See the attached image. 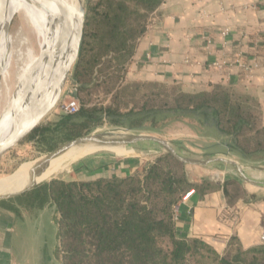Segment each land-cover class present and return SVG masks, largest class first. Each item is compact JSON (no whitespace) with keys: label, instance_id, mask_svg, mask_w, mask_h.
<instances>
[{"label":"trees","instance_id":"obj_1","mask_svg":"<svg viewBox=\"0 0 264 264\" xmlns=\"http://www.w3.org/2000/svg\"><path fill=\"white\" fill-rule=\"evenodd\" d=\"M131 1L140 7L135 11L146 13L154 12L162 2ZM124 8L126 5L121 4L116 11L103 15L108 24L103 34L90 31L93 43L87 41L86 17L79 56L72 69L76 101H82L81 94L90 93L94 66L104 54L113 52L112 58L124 63L145 31V25L138 23L123 36L121 30L129 15ZM99 46L104 47L103 52ZM109 93L112 98L108 105L82 104L75 114L63 113L57 120L37 126L24 141L42 152H51L60 144L89 135L104 123L110 128L153 131L160 119H189L213 133L229 154L244 163L259 165L264 160L259 104L247 94L225 86L187 93L155 83H131L107 90ZM172 164L184 166L165 153L144 173L124 178H52L20 196L0 200V218L15 215L19 207L53 206L61 264H264V245L244 250L231 238L219 254L203 240L176 236L174 210L180 199L190 190L200 195L215 192L220 183L203 180L200 185H192L184 173L172 171Z\"/></svg>","mask_w":264,"mask_h":264},{"label":"crops","instance_id":"obj_2","mask_svg":"<svg viewBox=\"0 0 264 264\" xmlns=\"http://www.w3.org/2000/svg\"><path fill=\"white\" fill-rule=\"evenodd\" d=\"M153 13L156 16L136 41L128 76L187 93L213 86L233 88L257 101L264 125V0H162ZM254 60L259 67L252 78L235 65L236 61L251 65ZM224 61L230 66H216ZM222 147L223 154L249 165ZM109 160L86 166L78 172V179L124 178L141 164L137 159ZM257 168H245L262 175L251 179L254 185L229 175L215 192L186 193L174 210L176 236L203 240L219 254L231 238L244 250L260 246L264 160ZM7 225L0 226L2 232ZM0 252L4 254L6 249L0 248Z\"/></svg>","mask_w":264,"mask_h":264},{"label":"rangeland","instance_id":"obj_3","mask_svg":"<svg viewBox=\"0 0 264 264\" xmlns=\"http://www.w3.org/2000/svg\"><path fill=\"white\" fill-rule=\"evenodd\" d=\"M109 3H111V6H109ZM121 4L126 5L127 8L124 9H127L126 11L129 12L125 26H123L121 30L123 36L127 34L125 32L126 30L130 31L132 28L135 29L138 23L143 26L145 25L146 29L156 16L153 12L146 13L144 11H135L138 4L136 5L131 0H81V6L85 11V20L86 17L89 18L87 41H92L93 39L89 36L92 29L100 32L99 34H103L108 24L106 18H103V15H106L110 10L116 11ZM8 31L13 39L17 37L18 32H21V35L26 38L24 23H22L19 15L13 17ZM93 42L94 41H92V43ZM11 47L12 52L15 53L12 58L15 66L13 67V65H10L9 67L7 87L9 98L11 99L9 114L13 120L18 115V109L14 103L17 94L15 77L22 59L20 61L17 57L21 48L15 43L12 44ZM103 48L104 47H98V49H101V52H103ZM34 51L37 53L36 46H34ZM112 53L113 52L106 55L104 54L101 61L94 66L90 82L92 88L90 89V93L81 94L82 101L77 100L79 107L82 104L88 107L108 105L111 101L112 93L106 94L107 90L113 89L115 91L131 83H146L131 79L130 76H128L129 59L119 64L115 58H112ZM88 74L86 75V81L88 80ZM164 86L167 88L173 87L167 84H164ZM4 88L3 86L0 87V113L5 106L2 95L5 91ZM75 93L76 90L72 83L71 70L57 105L39 125H45L46 123L57 120V117L63 114L61 109L62 104L70 99L76 100V98H74ZM2 114L3 113H1L0 116ZM4 121L5 120H0V131L5 128ZM150 126V124H146V128ZM154 127L156 129L153 131L144 129L131 131L123 128H110L104 123L93 130L89 135H150L168 142L178 155L186 159L201 161L207 158H221L238 163L244 169L246 166L252 169L258 166L242 165L233 156L223 154V147L220 140L195 121L189 119L179 121L160 119L155 122ZM131 148L134 152L126 156H115L107 152H100L98 155L88 156L72 162L81 149V151H100L98 149L89 148L88 146L78 147L72 152L71 158L65 163L67 167L61 173L55 174L43 182L49 181L52 178H61L65 181H77L79 180L78 176L80 174L78 172H81L86 166H99L102 164V161H107L109 159V161H119L127 158L137 159L141 164L138 169L130 175L137 173L142 174L157 157L167 153L159 145L146 142L131 146ZM48 153L50 152L38 150V148L30 142L21 141L0 158V181L16 177L18 168L21 165L32 163L46 156ZM171 168L172 171L176 173H184L186 180L192 185H200L203 180L221 182L229 175L239 177L233 166L224 163H211L205 166H190L184 164L182 167L172 164ZM3 189L4 188L1 190L2 193L0 192V196L9 195L22 190L14 188L9 190ZM24 202L25 200H23V206ZM56 221L57 214L54 207L51 205L33 208L19 207L15 215H6L5 218H0L1 227H4L5 222L8 223L6 232H2L0 229V248L4 247V249H6L4 254L0 252V264H61V253L58 250Z\"/></svg>","mask_w":264,"mask_h":264},{"label":"water","instance_id":"obj_4","mask_svg":"<svg viewBox=\"0 0 264 264\" xmlns=\"http://www.w3.org/2000/svg\"><path fill=\"white\" fill-rule=\"evenodd\" d=\"M63 9L62 28L56 47L46 49L37 59V62L50 64L59 59H64L67 55V48L74 32V23H77L73 43L69 50V55L62 62L60 70L48 85H41L42 77L36 84H32L31 76L36 67H30L23 74L15 97V105L18 109V115L15 120V127L12 132L2 141H0V158L14 148L18 143L23 141L54 109L57 105L67 78L78 59L82 43L83 29L85 22V11L82 6L76 9L65 0H54ZM8 0H0V27L4 24ZM37 63V65H38ZM40 76H43L42 74ZM33 85V86H32ZM84 142H91L96 146L103 147H131L139 143H152L159 145L165 152L171 154L182 163L190 166H205L213 163H224L234 167L238 176L250 183L255 184L250 178L243 173V168L238 163L221 158H207L201 161L190 160L178 155L170 144L162 139L150 135H88L77 138L73 141L60 145L46 156L42 157L31 171V179L34 180L44 173L50 165V162L66 152L70 148L78 146ZM37 184L32 183L23 190L9 195L0 196V200L11 199L20 196L32 190Z\"/></svg>","mask_w":264,"mask_h":264},{"label":"bare ground","instance_id":"obj_5","mask_svg":"<svg viewBox=\"0 0 264 264\" xmlns=\"http://www.w3.org/2000/svg\"><path fill=\"white\" fill-rule=\"evenodd\" d=\"M65 1L74 6L76 9L81 7V0ZM15 15H19L22 23H24V33L26 38L21 35V32H18L17 37L14 39L9 34V26L11 25ZM62 19L63 9L54 0H8L4 24L0 27V87H5V91L2 94L5 106L1 112L3 114L0 116V120H5V128L0 131V141L5 139L12 132L15 127L14 123L16 120V117L12 120L9 114L11 99L9 98L7 87L9 67L10 65H13V67L15 66V63L12 60L15 54L12 52V44L15 43L21 48L17 57L20 61L22 59L21 64L18 67V72H16V89L18 90L23 74H25L30 67L36 66L37 68L31 76L32 84L35 85L36 82L39 81V77H42L40 84L48 86L60 70L62 62L66 60L69 55L77 23H74V32L67 48V55L64 59L56 60L48 65L42 63V61L38 63L37 59L44 51H46V49L56 47L62 28ZM34 46L37 48V53L34 51ZM41 74L43 76H40ZM82 146H88L89 148L98 149L100 151H81V149L80 152H78L77 157L72 162L88 156L98 155L100 152H107L115 156H126L134 152L131 147H103L96 146L91 142H84L78 146L70 148L53 159L50 162L49 168L34 180L31 179V171L40 159H37L32 163L21 165L18 168V174L16 177L0 181V192L2 188H4L3 190H9L11 188L23 190L28 187L32 181L33 183L40 184L49 179L51 176L61 173L67 167V164L65 163L71 158V155L73 154L72 152L76 148ZM243 173L250 179L254 180L259 179L262 176L260 173L249 169H243Z\"/></svg>","mask_w":264,"mask_h":264},{"label":"built area","instance_id":"obj_6","mask_svg":"<svg viewBox=\"0 0 264 264\" xmlns=\"http://www.w3.org/2000/svg\"><path fill=\"white\" fill-rule=\"evenodd\" d=\"M225 34H226V32L224 31L223 35H225ZM235 65H236V67H238L239 69H241L245 73L247 78H252L254 70L258 69V67H259L258 63L255 60L251 65L243 64L240 61H236ZM216 66L221 68V67L230 66V64H228L227 62L224 61L221 64H217ZM61 109H62V112L64 114H75L79 109V104L76 100L70 99L67 102L62 104ZM259 243H260V245H264V233H262L260 235Z\"/></svg>","mask_w":264,"mask_h":264}]
</instances>
